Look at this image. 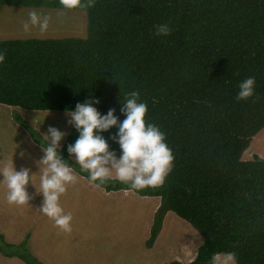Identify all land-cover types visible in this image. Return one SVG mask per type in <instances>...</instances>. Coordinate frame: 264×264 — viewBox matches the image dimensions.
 <instances>
[{"label":"trees","instance_id":"obj_1","mask_svg":"<svg viewBox=\"0 0 264 264\" xmlns=\"http://www.w3.org/2000/svg\"><path fill=\"white\" fill-rule=\"evenodd\" d=\"M0 6L84 10L87 20L85 37L0 40V105L65 112L91 95L101 113L114 108L122 120L119 99L137 91L147 104L146 122L164 132L174 157L164 182L138 190L113 178L92 182L70 161L74 172L108 193L134 190L159 199L148 247L174 213L202 236L189 264H215L221 255L235 264H264V159H243L264 129V0H76L71 6L0 0ZM157 24L170 32L156 35ZM248 76L255 77L254 94L237 100L238 83ZM77 135L72 127L61 146L65 158ZM0 252H23L27 264H42L2 236Z\"/></svg>","mask_w":264,"mask_h":264},{"label":"rangeland","instance_id":"obj_2","mask_svg":"<svg viewBox=\"0 0 264 264\" xmlns=\"http://www.w3.org/2000/svg\"><path fill=\"white\" fill-rule=\"evenodd\" d=\"M30 11L50 15L47 31L23 30ZM86 28L84 10L0 6V40L85 37ZM49 125L66 132L62 146L72 128L65 112H30L0 105V169L29 168L30 183L26 187L33 196L22 205L10 204L6 185L0 182V236L5 244L23 245L26 255L42 264H189L195 259L202 236L174 213L166 216L161 233L148 247L159 199L140 197L134 190L108 193L75 170L76 181L67 185L59 198L64 213L72 217L71 230H62L41 213V196L35 194L32 185L39 188L41 175L35 162L42 151L35 138L46 140L44 132ZM253 156L264 159V129L252 138L243 159ZM111 178L116 179L114 174ZM20 254L23 252L15 254L19 259H13L0 252V264H26L27 257ZM215 264L235 263L221 255Z\"/></svg>","mask_w":264,"mask_h":264},{"label":"clouds","instance_id":"obj_3","mask_svg":"<svg viewBox=\"0 0 264 264\" xmlns=\"http://www.w3.org/2000/svg\"><path fill=\"white\" fill-rule=\"evenodd\" d=\"M61 3L71 6L76 0H61ZM27 15L28 19L23 23L25 32L35 29L44 33L48 30L49 14L30 11ZM154 31L156 35L166 36L170 28L167 24H157ZM254 86L253 76L240 81L236 99L251 97ZM99 103L98 98L90 95L85 101L77 102L74 108H66L67 124L78 133L67 145V158L61 150L66 132L56 126L49 125L44 132L46 144L39 142L42 155L35 162L41 173L39 188L31 184L35 194L41 196L40 211L64 231L71 230L72 217L64 213L59 198L66 186L77 179L70 161L79 165L82 172H87L92 182L104 183L114 174L118 181L137 190L161 185L172 167L174 157L165 134L156 124L146 122L147 104L139 99L137 91L127 92L123 101L119 99L122 120L114 108L101 113L96 107ZM113 127L117 131L106 138L103 133ZM109 140L119 146L118 151L111 147ZM30 171L27 167L17 170L15 166L0 169V182L6 185V199L10 204L22 205L33 198L26 187L30 183Z\"/></svg>","mask_w":264,"mask_h":264},{"label":"crops","instance_id":"obj_4","mask_svg":"<svg viewBox=\"0 0 264 264\" xmlns=\"http://www.w3.org/2000/svg\"><path fill=\"white\" fill-rule=\"evenodd\" d=\"M17 247V246H16ZM20 257H22L21 255H20ZM8 258H13V259H15V258H18L16 255H14V257H8ZM19 259V258H18ZM218 259V257L216 258V260ZM26 263V262H25ZM27 264V263H26Z\"/></svg>","mask_w":264,"mask_h":264}]
</instances>
